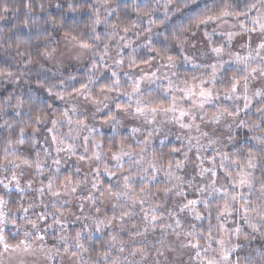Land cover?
<instances>
[{"label": "clouds", "instance_id": "clouds-1", "mask_svg": "<svg viewBox=\"0 0 264 264\" xmlns=\"http://www.w3.org/2000/svg\"><path fill=\"white\" fill-rule=\"evenodd\" d=\"M0 264H264V0H0Z\"/></svg>", "mask_w": 264, "mask_h": 264}]
</instances>
